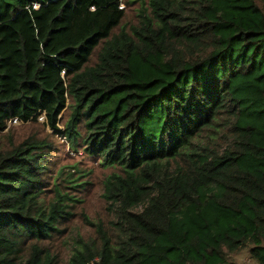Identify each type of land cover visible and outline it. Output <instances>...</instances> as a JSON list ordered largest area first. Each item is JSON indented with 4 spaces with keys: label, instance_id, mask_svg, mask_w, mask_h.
I'll list each match as a JSON object with an SVG mask.
<instances>
[{
    "label": "trees",
    "instance_id": "obj_1",
    "mask_svg": "<svg viewBox=\"0 0 264 264\" xmlns=\"http://www.w3.org/2000/svg\"><path fill=\"white\" fill-rule=\"evenodd\" d=\"M119 5L0 0V132L44 114L120 169L103 181L111 233L97 224L67 264H238L244 248L264 264V0H148L114 33ZM205 130L228 142L195 144ZM48 147H0V264H57L38 243L74 199H44Z\"/></svg>",
    "mask_w": 264,
    "mask_h": 264
},
{
    "label": "rangeland",
    "instance_id": "obj_2",
    "mask_svg": "<svg viewBox=\"0 0 264 264\" xmlns=\"http://www.w3.org/2000/svg\"><path fill=\"white\" fill-rule=\"evenodd\" d=\"M148 0H120L119 7L124 11V16L120 24L113 30L118 32L120 27L128 30L132 25H136L139 14ZM98 47L94 49L88 65L96 61ZM69 108L63 110L58 116L56 126L63 129L68 120ZM80 135L75 143L68 140L64 135L56 133L47 125L44 114L36 120H15L8 121L6 127L0 132V147L10 148L23 141L38 140L44 141L50 147L46 148V170L43 174L42 185L45 190L43 197L49 201L54 196V188H58L62 193L67 194L74 200L70 203L71 212L61 228L64 231L54 237L45 239L38 243L45 248L50 256L57 261V264H67L74 246L78 244V238L83 241H99L96 232L97 224H100L108 234L116 221L117 205H110L103 197V181L113 173L119 172L118 167H109L101 164L98 156L86 152V144L82 140L84 130L79 127ZM221 131L217 134V139H210L211 134L205 130L200 137L195 140L199 146L209 148L223 147L227 142V133ZM223 136V137H222ZM218 145V146H214ZM179 162V161H177ZM172 162V165L177 163ZM141 206L137 209H140ZM29 254V245H24L20 251L19 258L24 260ZM228 259L238 264H255L247 249L229 253Z\"/></svg>",
    "mask_w": 264,
    "mask_h": 264
},
{
    "label": "built area",
    "instance_id": "obj_3",
    "mask_svg": "<svg viewBox=\"0 0 264 264\" xmlns=\"http://www.w3.org/2000/svg\"><path fill=\"white\" fill-rule=\"evenodd\" d=\"M38 118H39V116H38ZM15 120H17V119H12V120H10V121H15Z\"/></svg>",
    "mask_w": 264,
    "mask_h": 264
},
{
    "label": "clouds",
    "instance_id": "obj_4",
    "mask_svg": "<svg viewBox=\"0 0 264 264\" xmlns=\"http://www.w3.org/2000/svg\"><path fill=\"white\" fill-rule=\"evenodd\" d=\"M41 115V114H40ZM40 115H38V116H40ZM38 116H37V118H38Z\"/></svg>",
    "mask_w": 264,
    "mask_h": 264
}]
</instances>
